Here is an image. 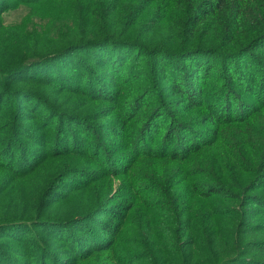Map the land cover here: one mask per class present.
<instances>
[{
    "label": "trees",
    "instance_id": "1",
    "mask_svg": "<svg viewBox=\"0 0 264 264\" xmlns=\"http://www.w3.org/2000/svg\"><path fill=\"white\" fill-rule=\"evenodd\" d=\"M7 80L0 264H264V0H0ZM65 156L88 211L58 218L57 183L17 208Z\"/></svg>",
    "mask_w": 264,
    "mask_h": 264
},
{
    "label": "rangeland",
    "instance_id": "2",
    "mask_svg": "<svg viewBox=\"0 0 264 264\" xmlns=\"http://www.w3.org/2000/svg\"><path fill=\"white\" fill-rule=\"evenodd\" d=\"M22 10L9 15H5L4 17L5 22L6 23L17 22L20 19V17H22L25 13V9ZM13 89L14 86L11 84V81L7 80L6 82L5 81L0 82V94L1 93L10 94V91H12ZM32 89L37 91L39 90L41 94L44 93L45 95L48 92L52 91L50 90L51 88H43V87L38 88L35 86H32ZM48 97H56V95L53 94ZM9 98L10 96L7 95L2 101L4 103L3 104L4 111L9 109L11 105ZM23 102H21L22 105ZM61 102H62L61 109L63 110L72 109L71 108L72 106H81L78 102L70 103L71 106H68L69 102L65 98H61ZM102 122L103 121H97L95 123L100 124ZM23 123L28 127H31L32 125V122L30 121L29 122L25 121ZM111 141H113V139ZM45 160L46 163L44 165H42L41 167H37V169L31 172L30 175L27 176L26 178H21L18 180L11 181V183H18V185L21 184L17 187L19 188L20 194L18 197L15 196V200L19 205L17 206V208L21 209V207L25 205H29V203L27 202L30 201L35 194L39 193L43 188L47 187V185H44V183H50V184L57 183L58 187H60L61 189L59 193L56 195L57 197L59 196V200L54 203L55 208H53V210L57 213L58 218L64 220L75 216L78 217L79 213L88 211V208L92 206L93 194L95 193V191L84 187L85 184L89 182L88 175L90 174V172L83 170L87 168L88 165L87 160L82 159L79 156H65V157H57L51 159L46 158ZM71 171H76L74 174H76L77 176L71 177L72 178L71 180H69L70 178L64 179L65 176L69 174ZM92 174L95 177H99L100 172L96 168L95 171L92 172ZM97 183H114L112 188V195H113L115 194L116 185L117 183H120V180L109 177H102L101 180L98 181ZM25 191H26V195H25ZM26 197H27V201L25 204ZM119 201L123 202L124 200L122 199ZM36 233H38V235L40 236H43V234L40 233L39 231H36ZM30 235L31 232L27 234V239L24 241L28 246L32 245L28 240ZM52 244L55 245L56 243L52 242Z\"/></svg>",
    "mask_w": 264,
    "mask_h": 264
}]
</instances>
